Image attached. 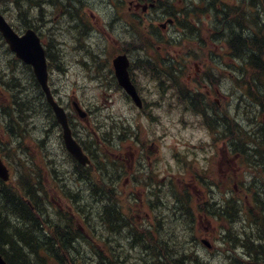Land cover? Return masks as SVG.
Here are the masks:
<instances>
[{
    "label": "rangeland",
    "instance_id": "1",
    "mask_svg": "<svg viewBox=\"0 0 264 264\" xmlns=\"http://www.w3.org/2000/svg\"><path fill=\"white\" fill-rule=\"evenodd\" d=\"M54 1L63 3L65 6L72 5L71 11H70L71 15H69L65 21H63L64 19L59 18L60 15L58 14V11L55 9L58 6H55V7H51V6L47 7L46 5L43 6L39 0H36V9L38 13L31 12L30 16H24L23 14L20 16V15H17V13L9 5V6H4V8H6V10L4 11L5 13L4 16H6L5 18L8 22H11L15 27L20 28V29L24 26L23 23L25 19H28L30 25L34 26L36 25L37 20L40 17L44 19V21H46V24H41L43 26V33L45 36L49 38H53V39L56 38V40L59 38L65 39L66 37H64V35L67 33L70 25H72L76 21V19L79 17L80 14L85 15L84 13H82L83 10H82L81 2L89 3L90 1H93V0H78L79 3L78 1L75 2L73 0H64V1L54 0ZM251 1L252 3H255V4L264 3V0H251ZM101 2H104L108 5L109 0H101ZM226 3L228 4V6H230V8H236L234 4L239 3V2H236L235 0H227ZM249 6L250 5L247 2L238 4L239 8L243 7L241 12H243V10ZM52 8L54 9V11ZM84 8L87 10V6H84ZM35 13L38 15V18L36 17ZM232 14H234V12H232ZM70 17H72V19H69ZM210 19H211L210 21L211 26H208L207 28H205L202 33H197L194 40H190V36H188L185 40L181 39V42H180L181 48L190 50L192 48L191 42L195 40L196 41L198 40L205 44L209 43V45L214 43L212 45V51H211V55L209 59H212V62L215 65L222 68L223 59H222V53H219L221 50L219 45L223 43V45L225 46V49H224L225 53L227 54V57L229 59L230 67L227 69V72L225 75L223 73L222 75L220 74L221 78L215 77L209 74L208 76L212 77V81L208 80L207 84L208 85L212 84L217 89H220V85L221 87H223L224 84L226 83L227 92L230 89H232L234 93L235 91L234 87H238V84L234 82L235 80L232 79V77L229 76L230 68L233 70L237 69L241 65L240 64L241 61L232 57L231 50L229 49L228 45L225 43L227 39V33L224 31L229 29V25L226 24V25L219 26V23L213 25L215 19H213L212 17H210ZM213 27H215L217 30H220V29L224 30L223 31L224 35L221 36L219 32H215L213 30ZM38 31L42 33V29H39ZM215 33H218L217 35H220V36H218L216 40L212 41L211 35ZM236 34H239V33H236ZM229 36H231V34ZM215 43L218 44V47L215 45ZM60 45L61 46H60L59 54L61 56V60H63L64 62L62 65V69H64V71L62 70L52 71L51 84L53 85V91L55 92L54 96H56L58 101L60 100L62 103L66 104L67 102L70 101L71 94L73 93V95L77 96V98L79 97L81 102H84L85 105L91 106V107L86 106V108H89L90 110L92 109L93 111H95L96 109L97 111L96 115L99 114V116H101V115L107 114L108 111L107 112L105 111L106 107H104L105 105H104V100H103L104 98H106L105 94L108 92V89H109L107 87L106 81H104L103 84L99 85L97 82L95 81L91 82L88 79L86 72L83 71V67H79V65L76 64L78 55H77V51L73 50L72 48L74 47V43H69V45H66V44H60ZM262 45L264 46V42ZM0 54H3V61H2V64H3L8 58V55L3 50H1ZM0 56L2 57V55ZM16 71H17L16 73L17 76L22 75L21 72H23V70L21 69L20 66L17 67ZM216 75L218 76V74ZM24 76L25 75H23V77ZM105 80H108V79L106 78ZM140 80H142L141 82L142 90L144 91L146 89L148 92L146 93V96L150 95L149 90H150L151 84L149 82L146 83L144 76L140 77ZM20 84L22 85V87L24 85L25 87H27L29 96H26V97H28V100L30 101V103L33 104V102L31 101L32 97L30 95H33L34 91L31 89V85L26 83L25 79L23 82L20 81ZM1 88L2 86H0V91H1ZM138 89L140 91V87ZM235 93H236L235 99L233 96V100H231L229 103L230 117L234 121V123H236V125L240 126L242 131L243 130H246V132L251 131V134H244L243 132L239 133V130L236 129L235 131V128L233 127L231 128V133L236 135L237 139H239L240 141L249 140L250 142H252L253 140V143H248V144L244 143V144L246 146L252 147V149H255V151H249V155L252 154L253 157L263 162V158H264L263 157V153H264V111H262L260 106H258L256 103H253V107L243 108L244 102L242 100L237 99L240 96V93L238 91H235ZM258 95H261L258 98L262 100L261 104L264 105V90L261 89V90L256 91L255 93H251V96L255 98ZM111 97L113 101L116 102L114 105H109L108 107L113 113H116L117 112L116 110L118 108H122V110L124 108H127L129 110V105L124 103L119 93L115 94L113 91L111 94ZM0 98H1L0 104L3 103V106H5L6 104L8 106L10 105L9 92L7 91V89L5 88L3 89V94L0 95ZM250 101L252 102V99L251 100L247 99L245 103L250 102ZM223 102H224L223 106H226L228 102L227 98H225ZM247 108H250L253 114L259 116V118L251 117L249 116V114L245 115V112H247L246 111ZM123 111L126 112L125 110ZM154 115L156 117L153 120H150V122L153 125L148 124L147 123L148 121L145 120L144 117H142L141 119H137V121L134 122V119L136 118L135 115H131L130 120H128V122L130 126L132 127V129L136 123L140 124L139 126L142 128V135L144 134L145 137H150L152 135V137L160 141L159 144L161 145V147L159 150L161 152V156L164 159H167V148H165L167 144L172 143L174 147H178V146L183 147L180 144L181 142H189V144L190 143L196 144L197 141H200L201 139L206 138L205 129L203 127L196 129L194 128V126L190 125V123L187 124L191 120L190 116L188 117L187 114L181 113V110L171 111L169 114H165L164 116L160 114H158L159 116L156 114ZM181 118H183V121L181 120ZM105 119L106 118H104V120ZM3 120H4V116L0 118V143H1L0 145L4 146V149H5L4 154L8 157L10 166L17 168L15 165V162L18 160V157L14 156L12 149L8 148L9 144L7 143V140L5 139L6 136L4 133V122L5 121ZM261 121L263 122V124ZM31 123L32 125L28 127L29 129L28 132H30V134L28 135V139L26 140L25 144L28 145L29 151L31 155L33 156L36 164L42 163V160H45L47 157H52L54 159V164L59 163V161H61L62 159H67L65 156H63L62 154L63 152L61 151L59 147V142H57L58 141L57 131L55 130H53V133L50 134L51 136L47 140V143L49 145H47L46 150H48L50 155L42 154L41 157L37 158L34 142L36 139H40L43 136L44 131L48 130V121L47 119H45L43 114L40 112L37 114V116H35L32 119ZM177 124H181V125L177 127ZM183 124H186V125H183ZM225 132L228 134L227 131ZM168 133L170 135L173 134L172 142L167 141ZM165 134H166V137H165ZM212 136H214V134ZM42 147L44 149L45 144ZM256 149H257V153H256ZM44 151L45 150H42V152ZM26 155L29 156L28 151ZM202 155L203 154L200 153L196 159L198 165L201 162L200 158ZM24 157H25L24 159H26V156ZM187 160H190V157ZM244 160L245 162L249 163L248 157L245 158ZM59 166H60L59 167L60 173L68 172L71 169L69 165L67 164H62V165L59 164ZM240 166H241V161H240ZM176 171L178 172L177 169ZM179 171L183 173V171L181 170ZM187 173L189 174L186 176V178H184L182 183H184L186 187H188V192L190 193V197H188V199L186 200L187 207L189 208V210H187L186 208V212H189V214H186V215L181 214L180 216V213L178 211L181 209V206L183 207V203L178 202L179 197H175L176 201H174V198L171 196H168L167 194L161 195L160 200L164 204H166L168 207L169 206L171 207L173 203L174 205L177 204L176 205L177 210L175 214H178L179 217L177 218V220L171 219L172 211H169L170 214L168 213L167 217L163 218L162 225H159L158 228L156 227L157 230L156 231L153 230L152 234L155 237V239H157L158 237L160 238L161 241L168 243L170 248L172 247L171 254L173 255V257H176V260H178V258L180 257L179 256L180 254H177L175 252L177 250L184 249L186 253H184L185 255L181 257H189V255L197 256V253H198V256L200 259L198 260V264H230V260L227 258V256H229L231 253L227 251L230 249H234V246H236L237 241L234 240L235 237L231 234L227 235L225 238L221 236L220 233L222 232L219 233V229L218 228L216 229V227L217 226L220 227L221 229H223L222 231L228 230V228L223 222L216 221L215 217H213L210 214V212L212 211V208H208L205 212L203 211L202 213L203 216H200V217L198 216V214L195 213L196 210L199 209L198 208L199 203L204 202L206 198H203V195L200 193L193 192L195 190L193 188V184L191 185L190 182L192 181V179L194 180L195 176H198V174L195 173L194 171V167L191 166V168L187 171ZM14 175L16 177L17 173ZM239 175H240V183H239L237 193L238 194L240 193V198L242 200H245L247 203H249L250 201V198L247 197V194H249V192L246 190V188L248 187V184L250 182H253L252 178L258 181L256 183L262 184V186L260 187V192H261V195H264V166H262V164H261V167L253 168V166H251L250 164L247 165V164L242 163L241 171L239 172ZM57 177L59 179H63L61 174H58ZM65 177L67 178V175H65ZM218 177H220V175ZM63 182L64 180L55 181L51 184H47L45 187V190L47 193L46 201L49 207L51 208L52 214L54 213V211L56 212L58 209L60 210V208H62V210L65 209V211H68L67 206L70 205L69 200L64 199L65 194L60 192V189H59V186ZM241 183H244L246 188L242 187ZM256 183H255V186H256ZM79 186L80 185H78V187ZM255 186L251 188L252 193L253 192L256 193ZM79 188L83 189L82 186ZM85 190L86 189H84L83 191H80L83 197H87V195H85V192H86ZM75 191L76 189H74V192ZM221 194L225 195L224 192H222ZM221 194L215 192V193H212L211 197L216 201L218 200V198H220L219 196H222ZM96 198L97 197L93 196V199H96ZM87 199L89 201L92 200V198H87ZM85 202L86 200L83 201L82 209L80 210V219L82 223H84L85 220L90 223L88 225L84 224V228L87 233L88 232L89 234L91 233L90 234L91 236L94 235L91 231V227L93 226L94 229L96 228V231H95L96 235L93 236L94 237L93 239L95 241H97L96 239L98 238L100 239L103 237V235H105L104 242L95 244L101 249L102 247L106 246L105 244L108 243L106 239L112 238L113 236L104 234L103 231L99 227L100 222L99 220H97L96 213L98 212L101 206V201H96V202L93 201V202H87V203ZM122 203H123L124 209L128 211V212L123 211V213L125 214L131 213V211L127 207L128 204L126 203L125 199H122ZM154 203H156L155 205H157V202L155 200H154ZM262 203H263L262 201L259 202V204L263 205ZM162 209L163 208H161L160 210ZM132 213L130 215H132L131 217L134 216V219H135V216L143 217L144 215L142 211H140L139 214L138 212L135 213L134 215ZM190 222L191 224H189ZM115 224L117 225V223L111 222L113 229L115 228ZM241 225L242 223L240 222L238 223L237 227H240ZM138 226H140V228L142 227L140 224H138ZM103 229H109V228L106 225L103 227ZM139 231L140 230L138 228L136 232H139ZM157 231L160 232L159 236L157 235ZM110 232L112 233L111 230ZM200 238L207 239V241H209V243L212 244L213 248L205 249L204 246L199 241ZM114 243L123 245V243H121L117 239L114 240ZM149 246L151 249H155L157 244L150 243ZM116 248L119 252V248L118 247ZM236 251L238 254L241 253V251L237 248H236ZM120 253H122L123 256L125 255L127 256V258L124 259L126 264H142V262H140L141 259L143 260L144 258L148 257L147 255H145L143 249L141 250L139 247H137L135 250H132L131 252L127 249H124V251ZM236 257L237 255L235 254L234 259Z\"/></svg>",
    "mask_w": 264,
    "mask_h": 264
},
{
    "label": "bare ground",
    "instance_id": "2",
    "mask_svg": "<svg viewBox=\"0 0 264 264\" xmlns=\"http://www.w3.org/2000/svg\"><path fill=\"white\" fill-rule=\"evenodd\" d=\"M40 3L44 6L45 4L47 3H50V0H39ZM73 1H78V0H73ZM23 4L22 8L24 11H26L29 6L24 2L22 1L21 2ZM79 3V1H78ZM256 13H255V19H252L250 21V24H249V27L252 31H254L255 29L258 28V15L260 16L261 14H263V11L261 12H258L257 11V7L259 5V8L258 9H263L264 8V3L262 4H256ZM50 7V6H49ZM58 8V7H57ZM57 8H55L57 10ZM71 8V6H70ZM53 9V8H52ZM68 9V6L65 8V10L67 11ZM50 10V9H49ZM51 11V10H50ZM54 11V9H53ZM68 15L65 16L64 20L65 21L67 19ZM69 19H72V17H70ZM29 24V20L28 19H25L24 20V23L23 25H28ZM75 27H69L68 28V31L67 33L64 35V37H66L65 39H57L55 41H53L51 44H50V49L54 52V54L56 56H58L59 54V50H60V44H68L69 41L71 40H74V47L76 48V51H77V55H81L82 53L86 52V50L89 48V43H90V39H91V34L88 33L85 29H83L81 27V25L79 24H74ZM260 35H262V32H255L254 34H244L242 35L241 37L239 38H236L234 40V43L233 45L235 47H239L240 48H244V45L241 46L244 41H247V42H251V41H254V43H256V41H260L259 38L261 37ZM262 38L264 39V35L262 36ZM1 50H3L1 47H0V52ZM5 51V50H3ZM6 52V51H5ZM6 54L8 55V53L6 52ZM2 55V57L0 56V65L2 64V61H3V54H0ZM7 60V59H6ZM64 62L63 60H60L58 62L57 65H62ZM25 79V81H30L31 80V77L30 75H25L21 81L23 82ZM14 86H21L19 80L14 82L13 84ZM235 91L233 93L234 95V99H235ZM241 99H243L242 97H240ZM238 98V100H241ZM245 107H253V102H247V103H244L243 105V108ZM247 112H245V115H247V113L251 112L252 110H250V108H247L246 110ZM214 127L218 130H230V123L228 122V119H227V116L224 115L223 117H219L218 120L216 121ZM236 140V145L235 146H241V145H245L243 142H241L239 139L234 138ZM47 145H49L48 143H45V147L43 149V145L41 146V153L44 154V155H50L48 150H46L47 148ZM42 150H45L44 152H42ZM246 150L249 152V151H255V149H252V147H247ZM256 153H257V149H256ZM255 155V154H253ZM24 157V156H23ZM25 158V157H24ZM51 171H52V174L54 175V177H57L58 174H61L60 173V169L57 165H53L51 163ZM62 175V174H61ZM58 178V177H57ZM23 184V187L24 190L26 191H23L22 189H19L21 192L18 194H16V198L19 197V198H15L13 196V194L11 195V197L9 198V201L8 203H10V201L16 205V216H18L17 218H14L12 217L13 219L10 220V222L7 220V218L5 219V222L8 221L9 224L11 226H13V228L9 225V224H6V227L5 228H8L7 230V233L9 236H11L13 238L14 241L16 242H19V239L21 238H24V236L26 235H22V232L20 231H17V226H15V224H19L21 226H25V225H28L30 226L29 227V230L30 231V235H27L26 239L28 242H30V240H41L40 238V235H42V232L44 231H48V228L52 227H57V224L59 223L58 220L56 219V216L53 215L52 217L49 218L48 221H45L46 224H44V226L41 228H36V225H34V222H30L31 221V218L27 215H19V213L23 212V206H21L20 208V205H19V199L20 198H23V197H26L25 199L27 200L28 198V193L30 195H32L34 197V202H36V206L37 208L40 210L42 209L43 207V201H42V195L37 193V190H35L32 186H31V183H30V178L28 177L27 178V175L26 173L24 172L20 178H19ZM258 182L257 180H255L253 182V187L255 186V183ZM2 183V182H1ZM3 184V183H2ZM7 185L6 183L4 184V186ZM262 186V184L260 183H256V186H255V192L258 196V198L260 199V201H264V195H261V192H260V187ZM9 195V194H8ZM220 198H218V202L216 203L215 207L213 208V212L214 213H217L221 218L223 219H232L233 222L234 221H237L239 220L241 217H244L246 215V210L243 206V204H241L240 200L238 201L233 195H231V193H227L225 195H222V196H219ZM237 197V196H236ZM21 201V199H20ZM101 201V206L100 208L102 207V204H105L107 203L105 200H99ZM1 202L4 203V200ZM21 202H24L23 200ZM96 202V201H95ZM25 203V202H24ZM99 203V202H98ZM168 211H169V207H167ZM186 208L187 210H189V208L187 207V204H185L184 207L181 206V209L178 211L180 213V216L181 214L183 215H186V214H189V212H186ZM167 210H158V213L157 215L155 216V218L153 219L154 223H156L155 226H159V225H162V221H163V218L164 217H167V214L170 212H168ZM255 215V217H254ZM129 217V214H125L123 213V216L122 215H119V218H122L124 219L123 221L125 222L126 221V218ZM248 220L251 221V223L253 222L254 223V226L253 228L248 232L246 233L245 235V238L241 240V242L239 243V246L237 247V249H239L241 251L240 254L237 253L236 251V246H234V249H230L228 250L227 252L231 253L229 256H227V258L230 260V264H263L264 263V207L260 209V212L258 214H256L255 212H253L251 215H248L246 217ZM261 218V219H259ZM35 219H36V215H35ZM115 218L112 217V220H114ZM128 222V221H127ZM123 223V222H121ZM191 224V222L189 223ZM9 225V226H8ZM107 224H105V222H102L100 221L99 223V227L100 229L103 231L104 234L106 235H112L111 237L112 238H107L106 241L108 242L107 244H105L106 246L102 247L101 249L96 246L95 244H99L100 242H104V238H105V235H103L102 238H98L96 239L97 241H95L93 238V236H95V231H96V228L94 229V235L92 236V243H93V246L96 248V249H99V250H103L104 252V256L103 257H106L108 259V261H111V263L109 264H126L125 263V258H127V256H123L122 253L120 252H123L124 249H127L129 250L130 252L132 250H135L138 246V244L144 239L147 237V236H153V230H157V228H151V226H149L148 224H140L142 227L140 228V226H138V223H124L122 226H117L115 224V228L111 230L110 228V225H107L108 228L112 231V233L110 232L109 229H103L104 226H106ZM256 225L259 226V228L261 227V230L258 234L257 233V229H256ZM117 226V227H116ZM139 228V232H136V230H138ZM34 229H37L39 232H40V235H38L37 237H35L32 233V231ZM81 233L83 235H85L84 231L79 228ZM25 232H23L24 234ZM138 234V235H136ZM157 235L159 236L160 235V232L157 231ZM87 236V235H86ZM157 237V236H156ZM117 239L119 240L121 243H123V245H120V244H115L114 243V240ZM158 242H159V239L158 238ZM249 241H247V240ZM142 241V242H143ZM81 242H83V240L81 239ZM4 245H8L6 243H4ZM21 249L20 253L23 254V256H26V257H29L30 259V264H43L44 261L43 260H39L38 258H36L34 255L31 254V250L28 249V247H26L24 244H20L18 245ZM8 247L10 248L11 246L8 245ZM119 248V252L117 250V248ZM263 247V248H262ZM259 250L260 251V254L256 257V253L257 251L255 250ZM9 253L8 255H17V253L15 251H12L13 249H9ZM246 250V251H245ZM31 254V255H30ZM227 254V253H226ZM233 254V256H232ZM237 255V257L234 259V255ZM146 255V254H145ZM161 255H163L162 259H160V262L156 263L155 260L152 258V255H148V257L144 258L143 260L141 259L140 262H142V264H194V259L196 260V263L198 264V260L199 257L197 256H193V255H189V257H179L178 260H175V257H173L172 254H169L167 251L165 250H162L161 251ZM97 256V257H96ZM94 255V258H92L91 256L88 257V256H83L85 259H87V261L89 263L87 264H95L96 262H98L99 258H101L102 255ZM167 257V258H166ZM72 258L76 259V256L73 254L72 255ZM9 260V258H8ZM1 261L4 263V264H7V262L1 258ZM78 264H83V263H78Z\"/></svg>",
    "mask_w": 264,
    "mask_h": 264
},
{
    "label": "trees",
    "instance_id": "3",
    "mask_svg": "<svg viewBox=\"0 0 264 264\" xmlns=\"http://www.w3.org/2000/svg\"><path fill=\"white\" fill-rule=\"evenodd\" d=\"M13 1L15 2V4H17L18 10H20L23 6V4L21 3L22 1H24L29 6V9L32 8L33 6H36V0H13ZM28 11L23 10V13L21 14H23L24 16H28ZM263 16H264V11H263V14H261L260 16L259 15L257 16L258 25L260 26H264ZM250 17L252 19H255V16H250ZM244 20L246 21L247 18H244ZM26 26L28 27L29 24ZM260 32H262V35L259 38L260 41H256V43H254V41H251V42L244 41V43L241 45L243 46L245 44L244 48H240V46L235 47L234 45L233 47L232 46L231 47L234 48L237 54L246 55V58L250 60L249 62L256 64L254 65V68L258 67V68L264 69V63L259 62L260 58L262 57L263 59V55H264V46L262 45L264 42V39L262 38V36L264 35V30L260 29ZM245 33H247V31H244V33L242 34L244 35ZM236 38H239L238 35H236L235 33H232L230 37L231 42L234 43V40ZM258 78H264V71L258 73ZM42 98H43L42 96L38 97V102L40 103V105H43ZM38 102L36 101V103ZM103 168L104 166L101 169H98V172L100 174L102 173L100 170H102ZM23 173L24 172H21L19 174L15 183H6L7 185L4 186L5 183H3L0 180V254L2 255L3 259L7 262V264H30V260H29L30 258L23 256V254L20 253L21 249L18 246L19 243L24 244L26 247H28V249L31 250L30 251L31 254L34 255L36 258H38L39 260H43L44 261L43 264H78L79 262L83 264H87L89 262L83 256H88V257L91 256L92 258H94V255L95 256L102 255L101 258H99L98 262H96L95 264L111 263V261H108L106 257H103L104 256L103 250L96 249L93 246L92 241L88 240V238L81 233L79 229V223L78 221H76L75 215L72 214V212L58 211L57 213H53V214L49 213L48 211L49 205L47 201H44L43 199H42L43 207L42 209L39 210L36 206V202H34L35 200L34 197L30 195L29 193L27 195L28 196L27 200L25 199L26 197L20 198L21 201L23 200L25 203L21 202L20 199L18 200L20 208L21 206H23V212L19 213V215L29 216L31 218L30 222L33 221L34 225H36V228H41V226L43 227L44 224H46L45 221H48L50 217L55 215L56 219L59 222L57 224V227H53V229L52 227L48 228V231H45V232L43 231L42 235H40V232L37 229H34L32 231L33 235L35 237L40 235L41 240H30V242L25 240L28 237L27 235H30V231H28L30 226L28 225L21 226L19 224H15V226H17V231H20L22 232V235L27 236V237L24 236V238L22 239L20 238L19 242L14 241L13 238L8 235L9 233L6 234L8 230V228H5L6 224H9L10 220L13 219L12 217L14 218L18 217L16 216L17 214L15 212L16 205H14L11 201L10 203H8V201L12 194L15 198H16V194L19 195V193L21 192L19 189H22L23 191H25L24 188H22L23 184L21 180L19 179ZM26 175H27V178L28 177L30 178L29 181L31 183V186L35 190H37L38 195L39 194L42 195L46 191L45 187L47 184L44 178L43 171L39 169V167L34 166L33 173L32 171H30V172H27ZM86 179H89V176L86 175ZM50 180L54 181L52 178H50ZM89 182L90 181H85V180L82 181V183H87V184ZM91 187H92V184L89 186L90 190L92 189ZM100 187L102 189L101 193H100ZM100 187L98 186L97 199H104L107 203L102 204V207L99 208L98 212L97 213L95 212L97 215V218L101 220L102 222H105V224L110 225L111 230L113 229L111 222L117 223L118 226H122L124 223L128 224L127 221L124 222L123 221L124 219L119 218V215H122V214L115 207L114 199L111 202L108 201V198H107L108 195H106L105 190H103V187L108 188V186L105 183H103V187L102 186ZM1 200L2 201L4 200V203L1 202ZM35 215H36V219H35ZM112 217H114L115 219L112 220ZM6 218L9 222L8 221L5 222ZM11 227L13 228V226ZM255 227L257 229L256 234H258L261 230V227L259 228L258 225H256ZM23 232L25 233L23 234ZM81 239L83 240V242H81ZM142 241L138 244L137 247H139L141 250L143 249L144 253L147 256L152 255V258L155 260L156 263L160 262V259H162L163 257V255H161L162 250L167 251L169 254L172 253L171 252L172 247L170 248L168 243L163 242L160 239L158 242V240L155 239L154 236H147L144 239V241L143 242ZM149 242L151 244H157L155 249L150 248ZM4 243L10 245L11 246L10 248L13 249L12 251H15L17 255H10V254L8 255L10 248L8 247V245H4ZM255 250L257 251L256 253V257H257L260 254V251L257 249ZM175 253L180 254L179 256L181 257L185 255L184 253L186 252L184 249H180V250H177ZM73 254L76 256V259L72 258ZM175 260H176V257H175ZM193 261H194V264H197L195 259Z\"/></svg>",
    "mask_w": 264,
    "mask_h": 264
},
{
    "label": "water",
    "instance_id": "4",
    "mask_svg": "<svg viewBox=\"0 0 264 264\" xmlns=\"http://www.w3.org/2000/svg\"><path fill=\"white\" fill-rule=\"evenodd\" d=\"M0 31L3 33L4 38L10 45V49L15 51L17 57H19L22 61L29 63L32 65L34 69V73L37 76L39 84L42 86L47 100L50 103L51 107L53 108L55 119L62 127L63 130V140L66 144V148L69 153H71L81 164L86 163V157L80 151L79 146L76 142L72 141L71 139V131L68 129L67 126V119L64 116L62 109H59L52 101L51 97L48 95V89L46 87V67L45 61L43 58V51L40 49L39 40L36 38L35 34L31 31L26 32V34L21 38L17 39L15 35L12 33L11 29H9L2 18L0 17ZM123 58L116 59L115 66H121L123 64ZM118 72H124L125 69L123 67L117 68ZM121 84L125 87L126 92H128L136 104L140 106L136 94L133 91L132 87L129 86L128 81L125 77H119ZM0 178L2 180L7 179V171L6 168H3L0 162ZM0 264H4L0 258Z\"/></svg>",
    "mask_w": 264,
    "mask_h": 264
},
{
    "label": "flooded vegetation",
    "instance_id": "5",
    "mask_svg": "<svg viewBox=\"0 0 264 264\" xmlns=\"http://www.w3.org/2000/svg\"><path fill=\"white\" fill-rule=\"evenodd\" d=\"M139 1H141V2H143V3L146 2V0H139ZM258 8H259V5H258V7H257V11H258V12H261V11L264 10V9H258ZM208 94H209V93H208Z\"/></svg>",
    "mask_w": 264,
    "mask_h": 264
}]
</instances>
